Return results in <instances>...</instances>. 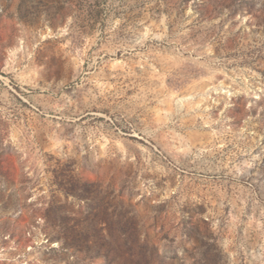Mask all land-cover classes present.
I'll return each instance as SVG.
<instances>
[{
    "label": "rangeland",
    "instance_id": "obj_1",
    "mask_svg": "<svg viewBox=\"0 0 264 264\" xmlns=\"http://www.w3.org/2000/svg\"><path fill=\"white\" fill-rule=\"evenodd\" d=\"M0 264H264V0H0Z\"/></svg>",
    "mask_w": 264,
    "mask_h": 264
}]
</instances>
